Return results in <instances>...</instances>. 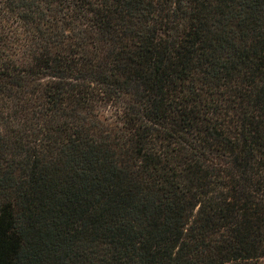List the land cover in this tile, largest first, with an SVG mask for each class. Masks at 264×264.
I'll list each match as a JSON object with an SVG mask.
<instances>
[{
	"label": "trees",
	"instance_id": "trees-1",
	"mask_svg": "<svg viewBox=\"0 0 264 264\" xmlns=\"http://www.w3.org/2000/svg\"><path fill=\"white\" fill-rule=\"evenodd\" d=\"M0 264H264V0H0Z\"/></svg>",
	"mask_w": 264,
	"mask_h": 264
}]
</instances>
